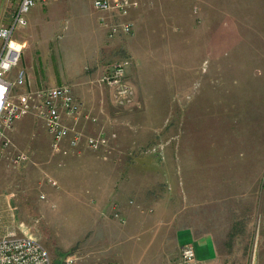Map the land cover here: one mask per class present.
Segmentation results:
<instances>
[{
	"label": "rangeland",
	"instance_id": "374dc122",
	"mask_svg": "<svg viewBox=\"0 0 264 264\" xmlns=\"http://www.w3.org/2000/svg\"><path fill=\"white\" fill-rule=\"evenodd\" d=\"M8 2L0 26L16 6ZM138 6L122 17L133 22L137 13L132 32L112 38L100 21L109 15L96 10L93 0H47L36 19L29 20L28 11L27 24L14 30L22 45L10 78L24 67L42 77L41 70L55 77L85 72L109 50L107 65L127 60L133 86L141 66L144 91L166 102V112L165 119L139 116L140 105L119 107L103 86L107 96L93 104L96 112L84 109L97 122L80 126L87 136L115 133L108 152L81 146L62 154L52 149L37 114L15 121L0 162V236L35 237L54 264L67 254L84 262L190 264L180 259L181 248L169 263L157 262L173 258V249L159 232L163 227L152 200L174 191L178 179L186 191L197 180L208 187L197 201L214 200L209 212L204 205L210 224L202 230L216 236L219 257L210 264H264V96L245 95L264 79V0H138ZM255 36L261 47L254 45ZM213 45L214 54L208 50ZM235 46L243 51L227 53ZM25 85L14 86L13 94L50 87ZM18 153L27 159L12 160ZM132 161L147 162L146 167L130 168ZM119 174L133 183L141 174L160 182L138 183L113 196L107 182ZM214 181L223 183L213 196ZM134 223L154 227L121 229Z\"/></svg>",
	"mask_w": 264,
	"mask_h": 264
},
{
	"label": "built area",
	"instance_id": "2783aa9c",
	"mask_svg": "<svg viewBox=\"0 0 264 264\" xmlns=\"http://www.w3.org/2000/svg\"><path fill=\"white\" fill-rule=\"evenodd\" d=\"M46 0H18L9 24L0 26V162L10 148L9 132L15 121L27 114H37L51 137V147L62 154L78 152L81 146L95 152H108L110 141L115 133L103 130L96 135L87 136L80 126L82 119L97 122L96 116H90L84 111L83 102L73 94L68 84L27 90L13 94L14 86L24 83V72L19 70L14 79L8 75L18 63L21 55L20 44L13 37L18 27L27 24L26 13L37 3ZM96 10L108 13V18L100 21L107 29V35L132 32L133 23L125 18L129 12L138 6V0H93ZM114 19L115 21H113ZM127 60H121L100 77V83L109 87L113 101L119 107L133 108L139 106L135 99V90L127 77ZM26 154L18 153L12 160H26ZM16 162V163H17ZM54 183V182H53ZM115 209V208H114ZM115 216L119 217L116 212ZM121 220L124 221L123 217ZM183 262L194 263L195 252L191 244L181 247ZM192 262V263H191ZM0 264H54L47 249L31 235L7 233L0 236ZM59 264H118L115 262H84L76 254H67Z\"/></svg>",
	"mask_w": 264,
	"mask_h": 264
},
{
	"label": "crops",
	"instance_id": "0c3cea01",
	"mask_svg": "<svg viewBox=\"0 0 264 264\" xmlns=\"http://www.w3.org/2000/svg\"><path fill=\"white\" fill-rule=\"evenodd\" d=\"M13 1H15L17 5L18 0H13ZM41 4H43V2L37 3L35 6L30 8L27 14V17L29 18V20L30 18L36 19V17L39 15V14H36V11L38 12V9L39 10L41 9L39 7ZM8 5H9L8 0L0 1V6H1L0 12L2 13V16H4ZM138 7L139 6H137L134 9H137ZM13 12L14 10L11 12L6 22L3 21L4 22L3 25H7L10 23ZM136 15L137 13L133 12L132 18H133V22L135 23H137ZM121 34L122 33L117 34V35L119 36ZM106 35H107V32H106ZM117 35L115 36L117 37ZM255 38H256V41L253 42L255 43L254 45H256L258 37L255 36ZM17 41L19 44H21L19 40ZM256 47H261V46L256 45ZM248 48L252 49L251 47H248ZM259 49H262V48H259ZM208 50L209 52L211 53L213 52L214 54L216 51V48L213 45V46H209ZM240 50L243 51V49L237 48L235 46V47L229 48V50H226V51L227 53L232 54V53H240ZM247 52L262 53V52H256V51H247ZM110 56H111V53L109 52V50L103 51V54L97 56L94 59V65H92L91 67H84L85 72H82L80 68V69L75 70V72L73 73H69L68 75L65 74L61 77L60 76L55 77L58 74L51 75L49 72H46V71L43 72V70H41V72L45 74L42 77L38 73L32 72V70H30L31 67H24L23 69H20L24 72V84L26 83L24 89L38 88L39 86L41 87L42 86H57L61 84H68L67 82H70L69 85L72 88L73 94L83 102L84 109L89 112H92V111L96 112L93 104L97 105V103H99L98 98L100 96H107L104 93L105 88L103 86L105 87H108V86L103 83H100L99 81H98L99 84L97 83L95 84L94 80L96 77H100V75L102 76L114 63L112 62L110 65H107L108 61L111 60ZM261 59L264 61V55L261 56ZM260 66L264 68V62ZM40 67H43V66L39 65V68ZM140 68H138L135 73V77H134L135 85L133 86L135 90V99L140 105L139 108H136V112L138 111L136 114L139 116H143L144 118L149 117L153 119H160V118L165 119L166 102L161 101L160 99H152L153 97H150V94L144 91V88L141 85L140 76H139ZM15 75H16V72L13 75V79L15 78ZM176 75H177L176 83L178 84L179 77H178L177 72H176ZM8 78L12 79L10 78V73L8 75ZM181 85H183V81ZM245 95L264 96V79L262 81H259L258 87H255L254 92L251 90L250 92L245 93ZM80 124L86 125V120L82 119L80 121ZM163 147L165 148L166 146H163ZM119 155H116V156H119ZM146 163L147 162H144V161L143 162L132 161L131 163L128 164V166H130V168H136V167H141V166L146 167ZM143 171L145 172V170ZM137 177L139 178V182H138L139 184H143L146 182L147 183L160 182L158 180L160 178L157 176H154V177L149 176L146 178L143 176V174H141V175H138ZM107 183H111V187H110L111 194H113V196L118 195V197L121 194H123L126 190L130 192L133 186L135 184H138L136 183L135 180L133 183L132 179L129 178V176L123 177L121 174L117 175L115 178H113L111 181H108ZM212 183L214 186L211 187V191L214 196L215 194L218 193L217 184L223 183V182L214 181ZM116 184H118V186H116ZM205 185L206 184L199 187V182H197V180H192L191 186H188V191H186L184 181H181L180 179H178L176 182L174 191H170L168 193L165 192L166 194L162 193V194H165L164 199H158L156 201L152 200V202L156 205V207H158L156 216L159 217L158 218L159 222L157 225H162L163 227L159 230V232L164 233V239L167 240L168 245L172 244V249H173L171 253V256H173V258H162L157 262L169 263L170 261L174 260L175 259L174 257L179 253L177 248H181L184 244H187V243H190L194 247V250H195V255L197 258H195L196 262L193 264H196V263L210 264L217 257H219L218 251H217V243H216L215 234L213 233V231H202L205 225L210 224L208 221V217L205 216L207 212L205 211L206 207L204 205H207L208 212L210 209L209 205L210 204L214 205L213 199L205 198V199H201L197 201L198 197L205 196V193L202 192L208 189V187H206ZM207 185H212V184H207ZM125 188L127 189L123 191V189ZM223 188L226 189L227 187L226 188L223 187ZM223 191H226V190L221 189L219 193ZM233 193H236V191H234ZM189 195H190V198L188 199ZM158 198H161V197L158 196ZM153 227L154 225L151 227V226H145V225L141 226L139 223H134V224L129 225L128 227H121V229L129 231L135 228V230L139 232H144L148 228L152 229ZM173 231H176L175 235H171ZM152 240L153 239L151 238L150 241ZM108 262L109 261H106V263ZM116 262H119V264H124L120 261H116Z\"/></svg>",
	"mask_w": 264,
	"mask_h": 264
}]
</instances>
